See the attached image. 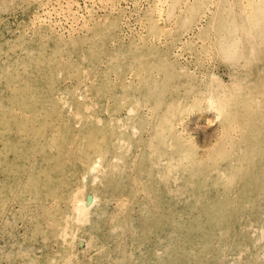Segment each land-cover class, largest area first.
<instances>
[{"label": "rangeland", "instance_id": "obj_1", "mask_svg": "<svg viewBox=\"0 0 264 264\" xmlns=\"http://www.w3.org/2000/svg\"><path fill=\"white\" fill-rule=\"evenodd\" d=\"M256 186L264 0H0V264H264Z\"/></svg>", "mask_w": 264, "mask_h": 264}, {"label": "bare ground", "instance_id": "obj_2", "mask_svg": "<svg viewBox=\"0 0 264 264\" xmlns=\"http://www.w3.org/2000/svg\"><path fill=\"white\" fill-rule=\"evenodd\" d=\"M92 169L94 170L99 169L100 171L99 164L97 163L96 165H94ZM96 178H98V175L96 176ZM256 190H257L256 194H264V188L260 189L259 187L256 186ZM97 203H98V200L96 199V196L94 195L90 194L84 197L77 196L76 197V210L78 213V217L80 219L87 217L93 211V209L97 207Z\"/></svg>", "mask_w": 264, "mask_h": 264}]
</instances>
